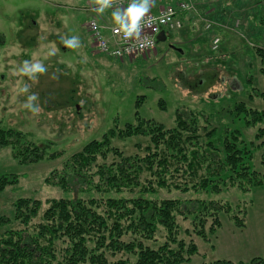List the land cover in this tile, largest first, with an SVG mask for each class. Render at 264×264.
I'll list each match as a JSON object with an SVG mask.
<instances>
[{
  "label": "rangeland",
  "instance_id": "374dc122",
  "mask_svg": "<svg viewBox=\"0 0 264 264\" xmlns=\"http://www.w3.org/2000/svg\"><path fill=\"white\" fill-rule=\"evenodd\" d=\"M98 6L97 0H0L4 41L0 46V124L45 150L40 162L23 164L10 147L0 149V180L18 179L16 185L0 190V240L26 230L16 220L14 205L20 199L41 204L39 217L29 226L32 231L52 200L106 202L144 197L182 204L174 212L176 238L185 244L194 242L198 248V254L183 264H250L264 259V185L231 173V178L227 175L205 190L190 185L188 191H170L155 183L156 193H143V180L134 190H118L99 185L100 178L94 174L97 165L119 164L154 147L150 138L119 137L127 124L152 120L164 129L180 130L179 113L189 122L196 118L202 149L211 142L215 153L222 152V139L235 137L248 153L244 163L251 168L252 178L264 176V0L215 4L212 15L202 16L193 28L183 25L168 31L169 39L157 43L154 51L123 63L94 48L86 26L98 14ZM102 14H98L101 19ZM71 36L79 38V47L62 43L61 37ZM215 39L220 40L216 49ZM25 60L40 62L45 71L33 77L19 72ZM33 94V103L39 106L36 113L25 107ZM111 132V148L122 157L104 147L106 158L98 156L89 169H75V157ZM78 170L88 177L86 182ZM178 177L180 182L199 178ZM64 179L69 180L70 190L60 187ZM210 202L230 212L217 211ZM157 229L153 241L146 243L153 248L170 243L166 228L158 224Z\"/></svg>",
  "mask_w": 264,
  "mask_h": 264
},
{
  "label": "trees",
  "instance_id": "16d2710c",
  "mask_svg": "<svg viewBox=\"0 0 264 264\" xmlns=\"http://www.w3.org/2000/svg\"><path fill=\"white\" fill-rule=\"evenodd\" d=\"M3 44L0 36V46ZM191 120L186 121L179 113L176 116L180 130L188 136L178 129H164L163 125L152 120L127 124L119 132V137L150 138L154 147L147 148L144 156H129L119 164L113 162L97 165L94 174L100 178L99 185L118 190L130 187L134 190L143 180V193H156L152 187L155 183L170 191H188L190 185L205 190L211 183L224 180L227 175L231 178V173L241 178L246 176L248 183L254 180L250 183L264 185V176L252 178L251 168L244 163L248 153L240 148L242 146L235 137L232 141L222 139V152L215 153L211 142H208L204 150L198 143V122L195 117ZM214 133L210 132L209 135ZM113 135L111 132L102 141L94 140L88 144L75 157L74 168L89 169L96 163L98 156L107 157L106 151L121 158L122 155L111 148L110 139L114 138ZM7 147L12 149L14 157L23 164L38 163L45 157L43 148L30 143L20 132L0 124V149ZM104 147L106 151L103 150ZM215 155L218 156L217 160ZM208 160L212 161L211 165L207 163ZM213 162L218 163V166H214ZM79 170L76 173L86 182L88 177ZM181 174L192 179L199 176L200 180L192 182L183 179L180 182L178 176ZM215 178L218 180L212 181ZM17 183L18 179L15 177H4L0 180V190H4L6 185ZM59 185L63 189L71 188L67 179ZM213 189L220 191L217 186H213ZM102 204L104 209L101 208ZM199 205L203 207V204ZM40 206L37 200L32 202L21 199L14 205L16 220L26 230H18L0 240V264H183L190 262L198 254L194 242L185 244L176 238L178 226L174 212L182 206L178 200L159 202L144 197L108 199L106 202H100L96 198L52 200L40 216L41 222L31 231L29 226L39 217ZM210 206L217 211L225 209L230 212L229 208L215 202H210ZM158 224L168 231L170 243L153 248L146 243L153 241ZM219 226L220 223L216 225L217 228ZM174 246L177 250L173 249ZM216 264L232 263L219 261ZM250 264H264V259H254Z\"/></svg>",
  "mask_w": 264,
  "mask_h": 264
},
{
  "label": "built area",
  "instance_id": "2783aa9c",
  "mask_svg": "<svg viewBox=\"0 0 264 264\" xmlns=\"http://www.w3.org/2000/svg\"><path fill=\"white\" fill-rule=\"evenodd\" d=\"M197 0H153L150 10L145 13L139 22V34L125 36L119 25L103 24L98 14L91 16L87 22V31L91 36L97 52L120 61H129L145 57L156 49L157 37L168 31L182 28L181 15L195 10ZM111 11L116 8L125 9L132 0H110ZM153 8V9H151ZM214 40V49L219 44Z\"/></svg>",
  "mask_w": 264,
  "mask_h": 264
},
{
  "label": "clouds",
  "instance_id": "9594fccd",
  "mask_svg": "<svg viewBox=\"0 0 264 264\" xmlns=\"http://www.w3.org/2000/svg\"><path fill=\"white\" fill-rule=\"evenodd\" d=\"M153 0H132L131 3L123 10L116 8L112 11L113 21L119 25V29H114V31H123L124 35L133 36L134 34H139V22L141 18L147 13L152 6ZM98 7L95 11L100 14L103 13L106 8L111 7L110 0H97ZM62 43L69 48L79 47V38L77 36H71L68 38L61 37ZM19 72L33 77L34 74L44 72L45 68L40 62H30L25 60L22 62L21 67L18 69ZM27 92V88L24 89ZM36 100V96L29 95L25 102V107L28 108L33 113L39 111V106L34 104L33 101Z\"/></svg>",
  "mask_w": 264,
  "mask_h": 264
},
{
  "label": "crops",
  "instance_id": "0c3cea01",
  "mask_svg": "<svg viewBox=\"0 0 264 264\" xmlns=\"http://www.w3.org/2000/svg\"><path fill=\"white\" fill-rule=\"evenodd\" d=\"M225 1H228V0H197L195 2V10H193L192 12H187V13L182 14L180 19L182 20L183 25H186L188 28H193V26L195 24L194 22L197 20H200V18L202 16L209 17L212 15L211 9L214 7L215 4L220 5V4H223ZM151 9H153V8H151ZM111 13H112L111 10H108V9L104 10V12L102 14L103 24H108V25H111L110 23H112V25L116 24L112 19ZM167 34L164 37L168 40L169 37L167 36ZM115 61H117V60H115ZM118 62L123 63L125 61H118Z\"/></svg>",
  "mask_w": 264,
  "mask_h": 264
},
{
  "label": "water",
  "instance_id": "95a60500",
  "mask_svg": "<svg viewBox=\"0 0 264 264\" xmlns=\"http://www.w3.org/2000/svg\"><path fill=\"white\" fill-rule=\"evenodd\" d=\"M166 34L165 32H162L158 37H157V42H163V41H167V39L164 37Z\"/></svg>",
  "mask_w": 264,
  "mask_h": 264
}]
</instances>
